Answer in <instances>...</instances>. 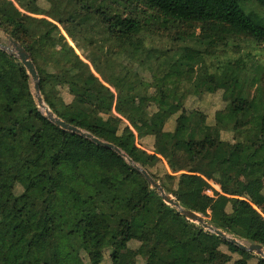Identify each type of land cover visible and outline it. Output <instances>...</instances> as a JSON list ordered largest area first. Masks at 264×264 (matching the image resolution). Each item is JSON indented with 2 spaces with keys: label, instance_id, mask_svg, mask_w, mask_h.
Instances as JSON below:
<instances>
[{
  "label": "trees",
  "instance_id": "trees-1",
  "mask_svg": "<svg viewBox=\"0 0 264 264\" xmlns=\"http://www.w3.org/2000/svg\"><path fill=\"white\" fill-rule=\"evenodd\" d=\"M42 1L58 24L79 30L97 22L108 37L129 46V39L141 30L140 6L155 14L152 20L199 26L198 45L185 47L167 74L180 79L187 69L196 83L147 121V111L136 104L138 88L127 76L114 72L120 77L115 95L102 84L100 78L109 76L101 68L95 66L97 75H84L75 67L72 48L54 47L64 41L60 28H45L31 15ZM243 1L0 0V31L30 55L43 101L56 117L117 147L183 209L227 235L264 248V185L255 180L245 198L238 181L242 166L264 171V147L245 146L243 141L244 136L264 141V70L253 62L246 67L255 49L250 44L264 51V26L245 12ZM257 1L264 7V0ZM241 44L246 60L228 53ZM64 88L70 102L62 98ZM218 92L225 106L215 112L213 126L220 134H232V142L209 135L206 115L184 107L188 96ZM168 123L173 124L170 130ZM142 139L152 143L151 153L139 146ZM210 182L220 190H213V197L206 194L212 191ZM88 206L97 215L81 232L91 219ZM189 230L193 234L184 240ZM168 239L175 242L169 244ZM117 240L121 250L139 244L131 264H150L140 260L141 246L155 255L152 264H264L187 221L114 151L51 124L35 104L23 66L0 50V264H29L31 253L42 264H84L83 259L103 264L106 253L110 264H119ZM221 246L235 258L222 253Z\"/></svg>",
  "mask_w": 264,
  "mask_h": 264
},
{
  "label": "rangeland",
  "instance_id": "rangeland-1",
  "mask_svg": "<svg viewBox=\"0 0 264 264\" xmlns=\"http://www.w3.org/2000/svg\"><path fill=\"white\" fill-rule=\"evenodd\" d=\"M241 5L247 14L254 16L256 21L264 26V7L261 6L259 1L244 0L241 2ZM16 6L18 7V5ZM32 9V17L35 18L41 26L48 28L51 24H55L60 28V34L64 38V41L54 44V47L56 49H62L66 46L72 48L77 55L75 67L84 75L96 74L95 66H98L109 76L105 81L100 78L102 84L111 92L115 93V95V89L119 87L120 77L125 78V76H127V78H129V84L138 88L137 91L140 93V96L137 97L136 104L141 109L147 111V121H153L152 115L154 112L165 111L168 109L173 103L172 98L174 95H181L182 91L184 92L186 89L192 88L196 83L192 74L188 72L187 69L184 70L183 77L180 79H170L167 77V74L171 71L174 63L183 53L185 47H195L198 45L196 43V37L201 33V29L197 25L177 24L168 21L163 22V20L155 21L152 20V17H155V14L153 15L148 9L140 6L137 10V17L139 16L140 20H142L141 30L137 35L129 39L131 43V46H129L128 42L122 43V41H120L121 39L108 37V34L104 32L103 27L97 22L83 26L79 29L80 31L69 24L66 26L58 24L52 17L50 18L48 16L47 12L49 10V5L45 1L39 3L38 8L33 7ZM129 11H131V9H129ZM127 14L128 12L124 15ZM0 43H7L5 34L1 31ZM138 46L139 49L137 50ZM249 46L255 49L251 48L252 50H250V53L253 57L251 62L246 64V67H252L253 65H251V63L253 62L255 64H261L264 70V51H261L259 47L256 48L253 44H250ZM230 50L231 52L228 50V53H232V56L235 59L242 58L246 60V49L243 44L238 48L232 47ZM206 66V69L209 70L210 73L214 71L211 63L208 61ZM114 72L120 77L113 76ZM261 76L264 81V72L261 73ZM30 92L33 96L34 90L31 80ZM160 93L163 94V99H161L159 95ZM61 95L65 102L71 101V97L65 88L61 90ZM224 106L225 104L221 92L215 94H203L200 96H188L184 102L185 109L198 110L206 115L207 124L210 125V129H208L209 135L220 137L227 142H232V134H220L213 126L215 112L222 110ZM39 110L43 113L42 109ZM112 113L116 115L115 111H112ZM172 127V123H168L166 126L168 130L172 129ZM48 134L53 139L60 140V137L55 135L52 130H49ZM243 141L245 146L256 144L260 149L264 147V141L260 140L257 136H244ZM138 144L149 153L153 150L152 143L147 139L139 140ZM163 165L166 166L165 162H163ZM255 180H261L264 185V171L262 169L246 166L240 167L238 174L239 188L244 193L245 198L251 195L254 188L253 182ZM209 185L211 186L212 191L209 190L207 193L208 196L213 197V190L219 191V187L213 182H210ZM241 199L251 209L255 210L245 201L247 199ZM85 210L91 216V219L87 225L81 228V232L88 229L92 223L93 217L97 215V210L92 206L86 207ZM240 211L242 212L244 210L240 209ZM245 213H247V211ZM157 232L158 231L153 232L151 236L156 235ZM192 234L193 231L189 230L187 236L183 237V239H187V237H190ZM174 242L175 241L168 239L169 244H173ZM241 242L248 245V243L244 241ZM138 246L139 244L132 242L129 244L130 249L121 250L120 240L114 242L115 251L120 256L119 264H131L133 261L132 251L136 250ZM221 251L228 252L225 248ZM139 253L142 262L152 264L156 259L153 252L145 246L140 247ZM232 258H235L234 255H232ZM28 261L29 264H42L38 256L34 253H31L28 256ZM83 262L86 264V259H83ZM110 263V259L106 253L103 264ZM248 264L255 263L253 260H250Z\"/></svg>",
  "mask_w": 264,
  "mask_h": 264
},
{
  "label": "water",
  "instance_id": "water-1",
  "mask_svg": "<svg viewBox=\"0 0 264 264\" xmlns=\"http://www.w3.org/2000/svg\"><path fill=\"white\" fill-rule=\"evenodd\" d=\"M5 38L7 40V43L6 44L0 43V50L7 53L9 56L16 58L20 62V64L23 66L27 75L29 76L30 80L33 83V90H34L33 97L36 101L37 108L45 110V112H43V115L47 118V120L51 124H53L55 127L59 128L63 131L70 132V133L79 135L81 137H84V138L90 140L91 142H93L94 144H96L97 146L107 148V149L114 151L119 156L124 158L127 161V163L132 165L134 168H136L143 175L145 180L150 184L151 188L155 189L159 193L160 197L163 199V202L166 205L175 208L179 212V214L181 216H183L187 221H189L191 223L199 224L204 230L209 231V232L215 234L217 237L221 238L222 240L227 241V242L237 246L240 250L248 252V253H252V254L260 257L262 260H264V248L261 245H258V244L245 245L240 240H238V239H236L230 235H227L226 233H224L220 230L215 229L214 227L209 225L207 222H205L204 219L201 218L200 215H198L192 211L183 209L179 205V203H177L175 201V199L172 196L167 195L164 192L163 188L161 187V185L158 182H156L144 169H142L139 166H137L136 164H134L117 147H115L114 145H112L110 143L103 142V141L93 137L91 134H89V133H87V132H85V131H83V130L75 127V126L67 124L63 120L56 117L49 110V108L45 105V103L43 101V97L41 96V92H40V88H39V76H38L37 70L35 68V65L33 64L32 60H31L30 55L16 40H14L13 38H11L8 35H5Z\"/></svg>",
  "mask_w": 264,
  "mask_h": 264
},
{
  "label": "crops",
  "instance_id": "crops-1",
  "mask_svg": "<svg viewBox=\"0 0 264 264\" xmlns=\"http://www.w3.org/2000/svg\"><path fill=\"white\" fill-rule=\"evenodd\" d=\"M217 192H220V190H219V191H217ZM245 201L247 202V200H245ZM250 206H252L254 209H256V208H255L253 205H251V204H250ZM257 211H259V210H257ZM194 224H195V223H194ZM187 234H188V233H187ZM223 248H225V249H226V251H228V250H227V248H226V247H224V246L220 247V249H219V250L221 251ZM221 252H222V251H221ZM222 253L232 256V255H231L229 252H227V253H226V252H222Z\"/></svg>",
  "mask_w": 264,
  "mask_h": 264
},
{
  "label": "bare ground",
  "instance_id": "bare-ground-1",
  "mask_svg": "<svg viewBox=\"0 0 264 264\" xmlns=\"http://www.w3.org/2000/svg\"><path fill=\"white\" fill-rule=\"evenodd\" d=\"M43 110V109H42ZM43 112H45V110H43Z\"/></svg>",
  "mask_w": 264,
  "mask_h": 264
},
{
  "label": "built area",
  "instance_id": "built-area-1",
  "mask_svg": "<svg viewBox=\"0 0 264 264\" xmlns=\"http://www.w3.org/2000/svg\"><path fill=\"white\" fill-rule=\"evenodd\" d=\"M208 195V193H206Z\"/></svg>",
  "mask_w": 264,
  "mask_h": 264
}]
</instances>
